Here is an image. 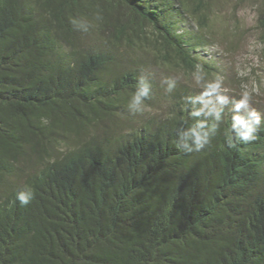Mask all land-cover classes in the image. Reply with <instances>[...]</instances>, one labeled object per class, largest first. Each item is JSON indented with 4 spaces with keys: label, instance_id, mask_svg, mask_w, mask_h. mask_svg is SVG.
<instances>
[{
    "label": "trees",
    "instance_id": "1",
    "mask_svg": "<svg viewBox=\"0 0 264 264\" xmlns=\"http://www.w3.org/2000/svg\"><path fill=\"white\" fill-rule=\"evenodd\" d=\"M250 1L264 53V0ZM210 10L211 0H0V264H264V123L229 147L225 106L220 120L192 116L199 102L178 91L169 114L120 122L148 78L143 54L216 69L196 53L220 41ZM186 17L196 32L180 29ZM197 121L210 143L176 147Z\"/></svg>",
    "mask_w": 264,
    "mask_h": 264
},
{
    "label": "rangeland",
    "instance_id": "2",
    "mask_svg": "<svg viewBox=\"0 0 264 264\" xmlns=\"http://www.w3.org/2000/svg\"><path fill=\"white\" fill-rule=\"evenodd\" d=\"M256 9L257 4L250 0H211L208 22L211 32L217 34L220 41L211 45H200L196 51L202 60L216 67L215 70H210L211 73L203 70L205 80L220 77L226 89V92L220 94L227 97V102L219 104L216 97L212 96L213 103L217 108L220 105L225 106L231 115L233 101L239 99L242 92L247 91L251 107L264 116V53L256 27ZM196 27V24L186 17L180 29L196 32ZM143 56L145 58H140L139 62L150 81L155 84V101L153 104L145 103L142 111L127 110L126 117H129L130 121H120L124 129L137 128L152 115L157 119V114H169L167 101L174 92L178 91L179 95L183 96L191 95L193 99L199 97L202 92V88L195 84L196 72H186L181 68L161 63L153 58L151 53ZM165 78L176 79V87L170 94L164 90L162 81ZM197 102L201 108L202 103L199 100Z\"/></svg>",
    "mask_w": 264,
    "mask_h": 264
},
{
    "label": "clouds",
    "instance_id": "3",
    "mask_svg": "<svg viewBox=\"0 0 264 264\" xmlns=\"http://www.w3.org/2000/svg\"><path fill=\"white\" fill-rule=\"evenodd\" d=\"M196 86L202 88L201 95L193 99V103L199 100L202 107L193 110L190 115L199 117L202 114L212 117L216 120L221 119L222 109L217 108L211 97L215 96L219 104L227 102V97L220 93L226 92L223 86V80L220 77L205 80L203 70L200 66L194 74ZM166 93H172L176 87V79L165 78L162 81ZM152 91L151 81L141 76L138 80L136 90L130 95L129 108L134 111H142L145 101L150 97ZM208 97L209 99H204ZM231 115V135L227 137L229 147H236L240 143H248L254 141L256 133L264 123V116L259 114L251 107L250 95L247 91L242 92L239 99H235L232 103ZM213 126V130H214ZM178 139L175 146L185 152L200 151L210 143L211 135L205 129V125L201 121H197L187 132L181 130L177 133ZM182 141H184L182 143ZM34 198V192L30 187H25L17 193V199L21 204H28Z\"/></svg>",
    "mask_w": 264,
    "mask_h": 264
}]
</instances>
